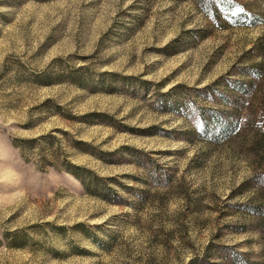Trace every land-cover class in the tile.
<instances>
[{
	"label": "rangeland",
	"instance_id": "374dc122",
	"mask_svg": "<svg viewBox=\"0 0 264 264\" xmlns=\"http://www.w3.org/2000/svg\"><path fill=\"white\" fill-rule=\"evenodd\" d=\"M233 1L0 0V264H264V0Z\"/></svg>",
	"mask_w": 264,
	"mask_h": 264
},
{
	"label": "trees",
	"instance_id": "16d2710c",
	"mask_svg": "<svg viewBox=\"0 0 264 264\" xmlns=\"http://www.w3.org/2000/svg\"><path fill=\"white\" fill-rule=\"evenodd\" d=\"M204 14L216 22L218 25L224 19L230 20L233 23H241L252 20V16H247L246 12L238 10L235 8V2L233 0H195ZM252 74V67H248ZM242 83L237 86V90L243 94ZM220 94V93H219ZM223 95H221V98ZM235 99H239L235 97ZM231 112L223 113V115H218L216 111L213 113L205 114L204 111L195 112L196 117L199 119L198 122H194V130L201 137H209V139L217 140V138H224L228 134L233 133V131L238 128L242 123L240 111L238 106L232 103ZM210 111V110H209ZM192 115V114H191ZM190 115V116H191ZM195 117V115H194ZM227 247V246H226ZM229 250L230 248L227 247ZM230 254L232 256L239 255L240 252L233 250Z\"/></svg>",
	"mask_w": 264,
	"mask_h": 264
},
{
	"label": "clouds",
	"instance_id": "9594fccd",
	"mask_svg": "<svg viewBox=\"0 0 264 264\" xmlns=\"http://www.w3.org/2000/svg\"><path fill=\"white\" fill-rule=\"evenodd\" d=\"M14 175H15L14 170L9 169V170H6L2 175H0V179L8 180Z\"/></svg>",
	"mask_w": 264,
	"mask_h": 264
}]
</instances>
